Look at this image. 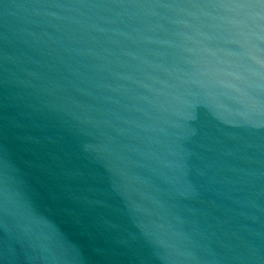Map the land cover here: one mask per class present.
I'll list each match as a JSON object with an SVG mask.
<instances>
[{"label":"water","instance_id":"95a60500","mask_svg":"<svg viewBox=\"0 0 264 264\" xmlns=\"http://www.w3.org/2000/svg\"><path fill=\"white\" fill-rule=\"evenodd\" d=\"M0 264H264V0H0Z\"/></svg>","mask_w":264,"mask_h":264}]
</instances>
